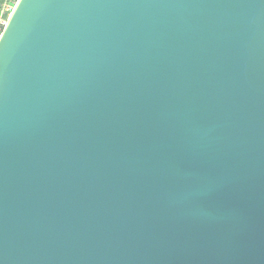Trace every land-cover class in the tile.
Listing matches in <instances>:
<instances>
[{"label": "water", "instance_id": "95a60500", "mask_svg": "<svg viewBox=\"0 0 264 264\" xmlns=\"http://www.w3.org/2000/svg\"><path fill=\"white\" fill-rule=\"evenodd\" d=\"M9 19L0 264H264V0Z\"/></svg>", "mask_w": 264, "mask_h": 264}, {"label": "built area", "instance_id": "2783aa9c", "mask_svg": "<svg viewBox=\"0 0 264 264\" xmlns=\"http://www.w3.org/2000/svg\"><path fill=\"white\" fill-rule=\"evenodd\" d=\"M16 5V0H11V3H4L0 5V25L5 27L9 19H5V17L9 18L14 7Z\"/></svg>", "mask_w": 264, "mask_h": 264}, {"label": "snow or ice", "instance_id": "6c2138e0", "mask_svg": "<svg viewBox=\"0 0 264 264\" xmlns=\"http://www.w3.org/2000/svg\"><path fill=\"white\" fill-rule=\"evenodd\" d=\"M4 3H11V0H0V5H3ZM22 3V0H16V7L18 8V6H20ZM5 19H9L7 17H5ZM10 21V19H9ZM9 27V23L6 27H4L3 29H0V32H4L7 30V28Z\"/></svg>", "mask_w": 264, "mask_h": 264}, {"label": "trees", "instance_id": "16d2710c", "mask_svg": "<svg viewBox=\"0 0 264 264\" xmlns=\"http://www.w3.org/2000/svg\"><path fill=\"white\" fill-rule=\"evenodd\" d=\"M4 27L0 25V29H3ZM2 32H0V36H1Z\"/></svg>", "mask_w": 264, "mask_h": 264}]
</instances>
